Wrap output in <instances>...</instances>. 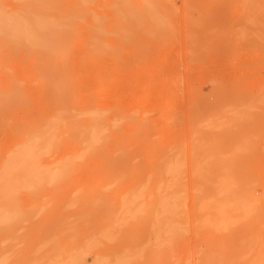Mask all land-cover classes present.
<instances>
[{
    "label": "rangeland",
    "instance_id": "374dc122",
    "mask_svg": "<svg viewBox=\"0 0 264 264\" xmlns=\"http://www.w3.org/2000/svg\"><path fill=\"white\" fill-rule=\"evenodd\" d=\"M121 1L49 0L53 20L83 8L59 33L66 53L0 35V167L46 129L38 171L73 160L59 183L17 191L0 264H264V0ZM0 5L21 17L32 3ZM166 184L186 210L171 249L142 212Z\"/></svg>",
    "mask_w": 264,
    "mask_h": 264
},
{
    "label": "bare ground",
    "instance_id": "6f19581e",
    "mask_svg": "<svg viewBox=\"0 0 264 264\" xmlns=\"http://www.w3.org/2000/svg\"><path fill=\"white\" fill-rule=\"evenodd\" d=\"M27 1L32 3V6L31 8L28 9V12H22V14L23 13L25 14L20 15L21 17L15 16V15L12 16V14L8 16L7 13L3 10V7L0 5V35L7 34L14 40H18L22 42L30 41L34 44L35 47L37 46V47H41L44 49H49L53 53H66L67 49L61 50L60 48V43H59L60 41L58 38L60 35L59 33L63 32L62 31L63 28L68 29L73 25L74 19L80 16L81 10L83 8L81 9V7L78 8L75 6L73 8L74 10L72 13L65 12V14H63L62 17H59V19L57 20H53L52 17L50 18V16H47V12L49 11L48 9L49 8L52 9L51 7L55 6V5L49 4L48 3L49 0H27ZM85 1H88V0H85ZM121 2L122 4L125 3V5H127L128 3L126 2H129V1L122 0ZM135 4L136 3H134L133 5ZM128 6L131 8L132 5L128 4ZM122 7H125V6L122 5ZM131 11L132 10H130V12ZM118 13H120V16H122L121 11ZM95 21H98V20H95ZM98 22L100 23V20ZM98 25L99 26L94 25L96 27H94V29L92 30L93 32L96 28V31L93 32L95 35H98L100 33L101 26L100 24ZM101 31L103 30L101 29ZM91 36H94V35L92 34ZM97 38H100V37H97ZM94 41L97 42L96 40ZM16 97L17 96H15V98ZM0 102H2V100H0ZM5 105L3 106V109L7 108L5 107ZM0 108H1L0 110L3 112L4 110L2 109V107ZM161 112H164V110H161ZM54 118H57V116ZM58 124L60 125L61 122L59 121ZM162 126H164V124L161 125L160 127ZM49 130L50 129H46L45 131L38 130L37 133L35 134L33 133L27 136L26 139L20 142V144L17 146L16 149L14 148L13 150L11 149L10 156L6 159V161H4V163H2L0 167V200L4 199L6 201V205L3 206L2 208L0 207V226L2 225L5 226V224H9V223L11 225L13 223L17 225V223L21 221L22 219L21 210H20L21 208L18 207L17 205L18 201H16V195H17L16 193L19 189L21 190L18 191V193L20 192L26 193L27 190L32 189V188L31 189L25 188L26 186H28L29 188V185L34 188H39L43 184L59 183L66 176L67 172L69 171L68 168H70L73 165V160L71 161L69 160L65 162L64 164L60 165L61 167H59V171L53 170L49 172L48 169L38 171V169L35 166L38 155L45 153L49 149V147L54 143L52 139V135L49 133ZM90 136H89L88 142L90 145H94L102 138V132L97 130L93 134V136L91 137ZM75 157L77 156L75 155ZM177 164H179V162ZM180 166L182 167V165H178L172 170L169 169L171 172H173V174L169 172V175L171 174L173 176V179H175L178 173L180 172L181 170ZM23 168L29 169V172L27 176H24L22 178V177H19V173L20 171L23 170ZM166 185L163 186V191H167L168 196L166 198H161V196L160 197L157 196V200L156 201L154 200L155 202H152L153 204L149 205L148 207H146L145 205L143 207V209L145 210L144 211L141 210V211L144 212V214L146 212L148 213V223H147L148 231H150L156 237L155 240L157 241H154L156 242L155 243L156 248H159L161 247V245L167 243L166 245H168L169 248L171 249V246H173L175 240L179 239V237L182 235V229H183L182 227L184 226L183 224L185 223L182 221L180 215H182V213L185 212L186 210L183 211L184 210L183 207L185 203H184V196L182 195V191L175 190L172 186L173 184L172 185L170 184L167 186ZM24 188H25V191H22ZM33 189L30 192H32ZM158 189H162L161 182H159L157 185V190ZM28 194H29V191H28ZM135 196L138 197L137 195ZM132 198L129 199V201L128 199L125 200V201H128V202L124 201L126 204L125 203L122 204L124 205L122 207H128V211L130 210L129 206L131 205L132 202H134L133 201L134 198L133 199ZM70 205L72 204L70 203ZM35 206L32 205L33 208H35ZM31 209L32 208H30V210ZM36 209L37 207L35 208V210ZM39 209L40 207H38V210ZM187 227H184V228H187ZM98 241H99L98 239H93L92 241H90L88 245V249L95 248L96 245L98 244ZM154 242H152L153 245H154ZM156 250L158 251L159 249H156ZM160 250L162 251L163 249H160ZM160 250L157 252L159 254V257L162 255L160 253ZM85 252H87V250H83L81 253H77L76 255L71 256V258H69V259L73 258L71 263H75L76 261L83 260L86 254ZM163 256H167V255H163ZM157 257L155 258L157 259ZM261 261H262V258H261ZM126 262L127 260L126 259L124 260V258L119 259V264H126Z\"/></svg>",
    "mask_w": 264,
    "mask_h": 264
}]
</instances>
